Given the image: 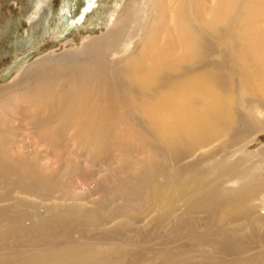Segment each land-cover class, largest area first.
<instances>
[{
    "label": "bare ground",
    "instance_id": "1",
    "mask_svg": "<svg viewBox=\"0 0 264 264\" xmlns=\"http://www.w3.org/2000/svg\"><path fill=\"white\" fill-rule=\"evenodd\" d=\"M23 1L24 13L32 20L34 13L38 16L27 35L15 38L10 23L0 30V40H9L16 52H31L38 35L59 38L91 19L82 26L87 37L75 30L67 42L78 41L80 48L75 64L60 66L63 77L73 76L62 81L68 86L62 93L55 84L48 85L53 70L47 56L30 62L29 53L4 73L3 80L10 81L0 92L13 95L0 99V264H132L116 257L114 244L88 237L113 224V216L107 219L100 209L72 208H81L79 204L63 205L71 200V179L89 191L120 193L124 211L134 199L185 206V212H177L180 216L210 210L203 222L174 228L177 243L187 239L196 244L189 247L188 264H195L194 254L206 256L205 264H264V208L256 204L264 197V155L231 177L235 164L225 170L222 166L244 142L239 124L248 133L261 129L257 114L264 112V26L256 27L264 20V0H210L209 7L207 0H148L154 3L151 14L157 13L150 21H143L144 0H61L56 16L44 0ZM167 20L171 28L160 42ZM8 50L0 46V56ZM33 76L40 85L29 95L36 88L30 86ZM24 84L22 92L11 90ZM251 87L258 92V105H248L240 115L238 106ZM22 100L30 110L15 114L22 111ZM114 143L125 145L126 160L133 159L127 163L130 170L121 169L126 178L116 180L107 164ZM136 150L144 159H135ZM162 152L169 168L155 160ZM83 161L103 165L106 177L96 178L92 170L84 173ZM129 171L135 177H127ZM210 174L214 177L208 181ZM125 188L137 193L124 195L120 191ZM39 205L44 206L42 213ZM169 209L158 210L162 217L149 218V224L159 227L171 221ZM65 223L70 229L60 237ZM106 239L121 242L111 235ZM185 242L181 247L186 251ZM258 249L263 251L254 252ZM170 253L162 252L157 260Z\"/></svg>",
    "mask_w": 264,
    "mask_h": 264
},
{
    "label": "rangeland",
    "instance_id": "2",
    "mask_svg": "<svg viewBox=\"0 0 264 264\" xmlns=\"http://www.w3.org/2000/svg\"><path fill=\"white\" fill-rule=\"evenodd\" d=\"M61 0H44L45 5H50L52 10H53V15L56 16V12L59 8ZM110 1V0H109ZM126 0H121V4H123ZM208 1V2H207ZM205 2L206 6L211 5V1L207 0ZM23 0H0V30L3 29L2 25L3 23H10V27H12L13 34L16 33L17 38L18 36L24 37L27 35V32H29L31 24L35 21V19L38 18V16L34 13L33 16L34 19L32 20L31 16H27L24 13L23 9ZM120 4V5H121ZM153 1H148L144 0L142 3V13L144 15L143 21H150L154 16H156V12L154 11L153 14H151L152 6H153ZM55 11V12H54ZM94 15V14H93ZM22 17V18H21ZM21 18V19H20ZM88 19V20H87ZM83 22L82 26H85L88 22L89 19H91V16H89ZM32 20V22H31ZM82 26L78 27V29H72L71 32H67L66 34H63L59 38H55L54 35H38V38L34 41V46L30 50L31 52H26L24 53V50H19L15 51V49L11 48L9 40L7 42H3L0 40V46L4 47L6 51L8 49H11L10 52L5 56H0V88L4 86L7 82L10 81L8 80H3L4 73L7 71V69L15 63V60H20L25 57V55H29L31 53V57L29 59L30 62H36L43 56H47L48 62L47 66L48 68L52 69L50 76L51 78L48 81H51L49 86L55 84V90L58 94L62 93L64 87H68L62 83L64 80H69L65 78H73V76H66L63 77V70L61 69L60 66H67L69 64H75L76 60H78L75 57V52L77 53L78 49L80 48V45L78 44V41L75 42H70L67 43L68 40L72 39V37L75 35V33H80L83 37H87L88 33H84L85 30L82 28ZM264 26V20H260L257 27L258 29H262ZM50 27V32H54V17L50 20L49 23ZM51 27L52 30H51ZM171 28V23L169 20L166 21L164 27H162V30L164 31L160 35V42L163 40L165 37V34L167 31H169ZM77 30V31H75ZM80 30V31H79ZM256 30V29H255ZM258 31V30H256ZM75 32V33H74ZM257 33V32H256ZM12 34V31L11 33ZM13 34L10 36V39L13 41L14 36ZM99 34V32H98ZM93 35V34H91ZM97 35V33H96ZM85 42V41H84ZM77 48V49H76ZM76 49V51H73ZM9 51V50H8ZM75 57V58H74ZM37 67V64H34L32 66V70H34ZM59 68V69H58ZM223 68L228 72L229 65L224 64ZM247 74L252 76V71L248 70ZM29 74V78H30ZM46 75L49 76L47 73ZM70 81V80H69ZM232 81H236V78L233 77ZM33 82V83H32ZM32 83V84H31ZM31 85L30 86H35L36 88L27 94L29 95H34L37 88L39 87V81L37 76L31 77ZM27 85H23L22 87H16L12 88L11 90H15L16 92H22ZM2 90V89H0ZM10 91V90H9ZM10 93V92H9ZM258 92H255L254 89L251 87L246 95L244 96V100L241 103L240 106H238V110L240 112V115L242 114V110L245 112V108L248 105L255 104L254 99H255V94ZM7 95H13L12 93L8 94L7 92H0V99H4L5 96ZM20 106L22 107V111H13L15 114L25 112V110H30V107H27L28 102L25 100H22V102H19ZM264 106V102L261 104ZM264 108V107H262ZM236 108V111H238ZM233 113V111H232ZM247 113V112H245ZM235 117L236 114L233 113ZM258 115V124L261 127V129L257 130L258 128L254 129L253 132L248 133L245 128L243 127V124H239L237 126V132H239L242 136L240 140H243L242 145H238L237 147L234 148L233 153L226 157L223 160V167L225 170V166L235 164V168L229 173L228 177L233 176L236 174L238 171H241L244 168H249L251 166L256 165L262 156L264 155V112L261 113V115ZM17 122L15 123V125ZM20 126L23 128H27L26 123H20ZM116 137L122 141L124 139V136L122 134H116ZM138 146V145H136ZM71 147V146H70ZM126 147L125 145L122 144H117L114 143L107 153L110 156L111 161L108 162L110 166H112V174L114 175V180L119 179L120 177L126 178L124 175H122L121 169L128 167V162L133 161V159H128L126 160L125 158V153L122 152L123 148ZM210 148H207L206 150H209ZM139 150H136L135 152V159H144L145 155L138 156L136 153H138ZM166 155L165 153H161L156 157V161H159L163 167L169 168L170 167V162L166 160ZM81 161V160H80ZM51 161H47L46 163L49 164ZM84 165H82L83 172L86 173V171L92 170L96 173V178H105L106 174L101 166L103 165H96L94 167H91L87 161L82 162ZM204 168L200 169L203 170ZM130 170V169H129ZM127 177H135L134 172L129 171L127 174ZM214 177V174L209 175V180L211 181ZM72 180V181H71ZM70 181L72 182V185L74 189H72V193H70L69 198L71 199L69 202L63 203V205H76L79 204L82 207H72L75 209H100L99 211L106 216L107 219H109V216L114 217V222L113 224L110 223L109 226H116L119 229H121V232H116L117 229L112 230V228L107 229L106 226L104 228H100L98 231H96L93 235L88 236L92 238H98L102 237V240L105 242L107 246H111L114 244V248H116V257L117 258H123L125 259V262L130 261L129 263L132 264H139L140 259L148 260V264H188L189 261V247L191 249H194L196 247V244L192 246V244L187 242V239H184L183 241H178V243L175 241L176 233L174 231V228L178 225L183 224V227H187L188 225H191L193 221L195 223L199 224L200 222H203V218L205 217L207 219V214L212 213L210 210H205L203 212H196L194 214H191L192 217H187V216H180L177 212H185L186 208L184 207H179L171 203L169 206H156L153 205L149 200L148 201H142V200H137L134 199L132 204H130V208L124 211L126 209L125 201L123 199V196L120 193H113L112 191H109L108 193L104 192H97V191H89L84 184H80L76 179H71ZM76 181L78 182L76 184ZM158 181H162L161 179H158ZM162 183V182H160ZM225 187H230V188H235L237 187L235 184H224ZM208 186L201 190V191H207ZM120 191V190H119ZM168 191H170L169 195H172V186H168ZM124 195L128 194H133L137 193L135 189L130 190V189H124L120 191ZM140 192V191H139ZM185 200V199H184ZM32 202L38 203L39 200L32 199ZM46 204V203H45ZM44 204V205H45ZM257 206L261 209L264 208V197H259L258 200L256 201ZM163 207V208H160ZM44 206L39 205L36 209L40 211L41 213L44 211ZM160 208V209H159ZM170 208V209H169ZM167 210L169 209V212L172 215V220H164L163 225L159 227H152L149 224V218H153L155 216H161L158 214V210ZM124 211V212H123ZM151 211V212H150ZM162 212V210H161ZM147 213H150L147 216ZM124 214V218H122V215ZM128 216L132 217L133 220L128 222L129 218ZM136 222H133L135 221ZM205 221V220H204ZM217 223V220H216ZM62 231H61V236L64 235L65 232H67L70 229L69 223H65L62 225ZM82 231L81 226L79 228ZM200 231V230H199ZM205 231V230H204ZM54 236L58 234L57 229L51 230ZM106 235H111L116 238H121V242L118 243L115 241H111L107 243ZM197 237H201V235H197ZM186 241V242H185ZM90 240L88 239V243ZM101 242V240H100ZM183 242V243H182ZM187 244L188 248L187 250H182L181 245L182 244ZM182 243V244H181ZM119 247V249H118ZM43 247H38V249H42ZM171 252L170 253V258L169 256L162 259H158V255L161 254L162 252ZM178 251V252H177ZM184 251V252H182ZM263 249H258L254 250V252H261ZM176 253V254H175ZM172 254V255H171ZM178 254V255H177ZM179 254L180 257H179ZM173 255H175L173 257ZM186 255V256H185ZM177 256V257H176ZM183 256V257H182ZM128 259H126V258ZM247 257V255H245ZM140 258V259H139ZM181 258V259H180ZM186 258V259H185ZM248 258V257H247ZM162 260V261H161ZM169 260V262H167ZM206 256L204 257H199V254H194V262L195 264H205L206 263ZM158 261V262H157ZM172 261V263L170 262ZM188 263H187V262ZM238 264H245L244 261L240 260V263Z\"/></svg>",
    "mask_w": 264,
    "mask_h": 264
}]
</instances>
